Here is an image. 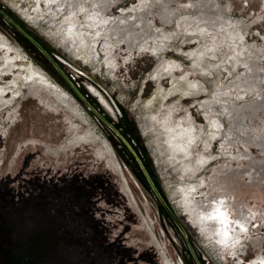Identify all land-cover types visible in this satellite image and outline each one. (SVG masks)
I'll list each match as a JSON object with an SVG mask.
<instances>
[{
  "label": "rangeland",
  "instance_id": "rangeland-1",
  "mask_svg": "<svg viewBox=\"0 0 264 264\" xmlns=\"http://www.w3.org/2000/svg\"><path fill=\"white\" fill-rule=\"evenodd\" d=\"M25 1L0 0V65L9 62L11 70L0 71V264H237L264 255V182L245 172L208 182L215 166L225 172L230 156L240 157L236 147L229 157L221 151L227 137L241 147L228 136L226 107L260 101L257 85L239 86L232 94L229 86L252 69L260 72L254 82L264 90V0H210L220 13L216 17L232 27L211 30L205 41L190 37L199 10H181L165 23L155 8L146 14V38L164 41L161 52L143 44L126 51L119 41L123 48L112 58L101 35L86 31L93 51L84 57L46 35L68 24V5H52L49 15L26 20L33 18L28 12L34 2ZM139 1L115 0L106 7L108 18ZM167 1L178 10L198 0ZM77 15L70 19L74 27H87ZM199 50L202 64L195 63ZM28 67L47 82V90L27 86ZM218 81L221 92L213 85ZM209 105L216 114L206 110ZM255 113L248 114L254 119L248 123L264 137V111ZM173 133L180 135L174 147ZM187 177L195 183L205 177L203 192L238 201L247 211L235 246L220 250L182 214L175 191Z\"/></svg>",
  "mask_w": 264,
  "mask_h": 264
},
{
  "label": "flooded vegetation",
  "instance_id": "flooded-vegetation-1",
  "mask_svg": "<svg viewBox=\"0 0 264 264\" xmlns=\"http://www.w3.org/2000/svg\"><path fill=\"white\" fill-rule=\"evenodd\" d=\"M29 1L34 2V6L31 7V10L28 12L32 14L33 18L25 17L26 20L41 19L43 15H49L48 12L51 9L52 5L54 6L59 4L68 5L69 8L68 13L72 15L69 18V14H68V16L66 17V19L69 18L68 24L66 21L60 23L56 27L49 28L50 31L46 35L48 37L49 36L53 37L55 40H57V42L60 41L66 42L68 47L66 46L64 47L68 49L70 48L71 50H76L74 51V54L77 53L79 55H82L83 57L86 55L88 56L91 55V51H92V47L90 46L91 48H89L90 42L89 40H87L89 39L88 38L89 36H87L89 33H86V31L90 33H94V36L97 35L96 38L99 35H101L102 38L109 40L106 43L107 45L105 46V50L106 53L107 52L109 53L108 56H110L111 53L113 54L111 58L113 56H116L114 52L115 50L118 49L120 50V48H123V43L124 46H126V51H132L133 48L136 47V44L138 45L143 44L144 47H146L148 50H151L152 52H161V50L164 48L165 45L164 41L162 40L158 41L155 40L154 38H149V39L146 38L148 35H150L149 30L147 28L150 24L148 22L150 15H146V14L147 12L151 13V11H153L155 8H160L159 9V11H161L160 17L163 21H165V23L167 22L170 23V20L172 19V15L173 16L174 14L177 15L178 13L181 12V10H188V9L199 10L200 15L195 17L196 18L195 22L194 20H192L194 22L192 23L194 24L196 30L192 33L194 36L190 35V37L194 38L196 36H200L203 37V41H205V35H207V33H209L211 30H212L211 32L220 33L222 31H225V28L232 27L231 26L232 22L222 23L221 20L216 17V15L220 13L217 10V8L214 6V4L211 3L210 0H198L196 2L190 1L188 2L187 6H183L182 4L179 5L180 7L178 6V10L170 8L167 0H140L138 5L134 9L132 7L130 11L128 10L119 14V16L116 19L112 18L113 20H110V18H108L109 14L107 13L108 11L106 7L108 5L109 7H111L112 2H114L115 0L113 1L97 0L94 2H92V0L91 1L90 0H26L25 2H29ZM98 6L100 9L98 8ZM16 10L18 11L17 8ZM76 14H78L77 16L80 15L79 18L84 19L87 27L84 26L83 28H79L78 30L76 27H74V24L73 22H70V19H72L73 16H76ZM125 15L129 17L125 18L126 17ZM89 17L92 19L93 24L91 23V21L90 22L87 21ZM136 26L140 27L141 30L136 31L135 30ZM202 27L204 28V30L202 29ZM190 30L191 28L188 29L189 32ZM202 32L203 35L200 34ZM71 39H72L71 42L72 44H69L68 41H70ZM119 41H122L123 43H119ZM227 41H228L227 46L229 48H232L235 51L238 50L236 48V43L233 44V42L235 41L233 40L230 41L227 40ZM84 46H86V49L84 48ZM232 52L233 51H231V53ZM197 55L200 59L198 60V62L195 63L202 64L203 61H205L202 51L199 50ZM6 56L3 57L5 61H6ZM22 57L24 58L26 56L22 54ZM24 60L27 61L25 58ZM7 63L8 64L4 66L0 65L1 66L0 71L3 72L5 69H6L5 73L11 71V70L7 71V69H10L8 68L10 66L9 62ZM195 63L194 66H196ZM36 68L39 71V74L44 76L43 71L37 66ZM170 68L171 67L168 66L165 69L170 72L171 70ZM204 69L205 68L203 66L202 70ZM248 71L249 72L248 73L246 72V75L243 77V79H240L239 81H233L232 85L230 84L231 86H229L230 89L228 90V92L231 90H235L239 86L257 85L258 89H260L258 93V95H260L259 96L260 101L258 103L255 102L253 104L251 103L245 104L244 106L245 109L242 107L239 108L237 106H234V108L231 109L230 106H227L226 107L227 110L225 112V113H230L229 114L230 118L228 120V122L230 121V123H228L229 129H227L228 136H230L231 138L232 136H235L237 138V141L241 144V147L243 146L242 149L244 151L241 149L240 146L234 144L233 141H229V140L226 141L228 137L225 138L220 145V147L222 148L221 149L222 153H225L223 154V156L226 155L225 157H229L228 153L232 154L233 153L232 148L236 147L237 153L240 155V157L237 158L235 157L236 158L235 160L233 157L230 156V160L228 161L230 165L227 164V168L225 169L223 168L225 172L222 173H224L225 175H223L221 171L219 172L218 168L215 166L214 174L208 177L209 183L211 181V182H215V184L216 183L219 184L226 180L227 175H229L230 177L233 176V174H236L237 177H239L240 175H242L241 173L244 172L247 174V178L249 179L251 178V180L252 178H255V180L253 181L264 182V137L262 134H259L258 131H254L252 129L251 126L253 125V123L251 124L248 123L254 121V119H252L253 115H248L249 113L250 114L255 113L257 108H261V110L264 111V100H261L264 98V90H262V85L259 80H258L259 82L257 83L254 82L255 77L258 76L257 79L260 78L259 77L260 72L258 71L256 72L252 69ZM25 73L26 75L24 76V78L29 88H38V89L42 88L47 90L48 87L47 82L36 71H33L31 67L26 68ZM11 77L12 76H6L4 78L8 80ZM44 77L46 79V76ZM14 79L16 78L14 77L13 81ZM30 79L33 80L32 83L27 82ZM13 81L11 83L14 84L15 81L14 82ZM213 85L215 89H217V87L219 86L218 90L220 92L224 89V87L220 85L219 81L217 83L214 82ZM219 93L217 94V98L219 97ZM58 96H60V98L63 97L61 94ZM217 104H218V100H217ZM209 106H210L209 109L206 110L207 111L210 110L212 113L216 114L213 107L211 105ZM4 109L7 110L8 108L6 107ZM107 110L111 112L110 109ZM235 126H237L238 128L237 131L234 130ZM216 129L217 126L215 124V131ZM184 135H187V133L185 132ZM177 136L180 135H178V133H173L171 137V143L170 141H168L173 147H174V143L176 142L175 137ZM187 144L188 142L185 143V146L181 145L183 149H180V151H183L184 148L187 147L186 146ZM254 146H257L259 150L257 151L260 152V154H262L260 158L253 155L256 152V147ZM203 147H206V144ZM203 158L205 159V157ZM244 163L247 167L244 165ZM111 164L114 165L115 168L118 170V167L115 162L114 163L112 162ZM234 165L236 166L234 167ZM118 172L120 173L121 177H123L124 179L121 170L120 171L118 170ZM187 178H189V182L180 184L178 187L179 189L175 191L176 194H178L181 199L180 201H178V206L181 208L182 214L188 215L191 218V219L189 218L188 220L191 221L193 226L198 227L199 231L206 235L208 242L210 241L212 244L214 243L215 245L218 246L220 250L225 251L229 246L231 245L235 246L237 240L239 239L237 236L240 234L242 229L246 227V223L248 220L247 211L243 209L242 205L238 201L233 202L232 199L225 198V196H222L221 194L211 196L203 192L202 182L207 186V183L205 182V177H203L200 180L201 182L199 181L196 183L195 181L191 182L190 177ZM210 178L213 179L210 180ZM253 181L249 184V186H253L254 184L256 185V182ZM227 183L229 184V182ZM123 185L126 188L128 187L126 180L123 181ZM255 185L253 187H255ZM199 195L205 196V200L198 199ZM198 208L201 209V212L198 211L197 213ZM231 212L233 215L231 214ZM254 257L248 260L247 263H245L244 260L240 259L239 260L240 262H238L237 264H264V255L257 253Z\"/></svg>",
  "mask_w": 264,
  "mask_h": 264
},
{
  "label": "bare ground",
  "instance_id": "bare-ground-1",
  "mask_svg": "<svg viewBox=\"0 0 264 264\" xmlns=\"http://www.w3.org/2000/svg\"><path fill=\"white\" fill-rule=\"evenodd\" d=\"M190 2V1H189ZM188 4V3H187ZM187 4H183V6H187ZM180 7V6H179ZM188 8V7H187ZM182 9V8H181ZM209 20V19H208ZM208 22H210V21H208ZM229 22V21H228ZM231 22V21H230ZM234 23V22H233ZM237 27H239V26H237ZM199 38H202V37H199ZM93 51V50H92ZM153 53H159V52H153ZM204 57V56H203ZM239 77H241V76H239ZM217 89H219V86L217 87ZM237 89V88H236ZM235 89V90H236ZM235 90H231L232 92H231V94L235 91ZM2 92V91H1ZM4 94H5V92H3ZM229 93V92H228ZM15 97H17V96H15ZM107 101V100H106ZM108 102V101H107ZM108 104H109V106H110V110L112 111L113 110V108H112V106H111V104L108 102ZM102 106V105H101ZM194 130V129H193ZM188 134V133H187ZM179 147H181V149H183V147L182 146H179ZM185 149V148H184ZM188 153H189V151H188ZM142 167V166H141ZM142 169H143V171H144V173H145V175H146V177H147V173L145 172V170H144V168L142 167ZM148 178V177H147ZM255 258V257H254Z\"/></svg>",
  "mask_w": 264,
  "mask_h": 264
}]
</instances>
